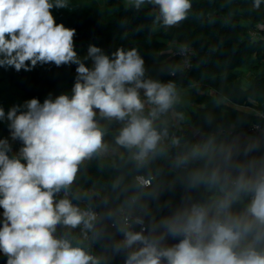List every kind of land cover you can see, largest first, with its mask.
<instances>
[{"label": "clouds", "instance_id": "clouds-1", "mask_svg": "<svg viewBox=\"0 0 264 264\" xmlns=\"http://www.w3.org/2000/svg\"><path fill=\"white\" fill-rule=\"evenodd\" d=\"M146 5L153 23L164 28L179 25L192 8L191 0H127L136 11ZM68 7V0H0V67L19 72L38 64L76 65L70 95L49 94L42 104L32 98L7 113L0 107L11 142L21 145L13 153L10 140L0 138V253L6 264H98L84 247L56 235L58 225L92 231L96 215L55 197L67 192L84 160L106 149L100 119L122 124L115 143L141 168L167 136L156 121L179 102L173 81L146 76L136 48L108 54L90 44L86 54L78 53L76 29L56 23L52 13ZM255 151L210 139L180 157V166L199 162L187 172L185 190L204 188L209 195L183 196L139 231L133 224L143 225L142 219H125L116 245L127 251L124 264H264V156ZM138 181L150 186L149 179Z\"/></svg>", "mask_w": 264, "mask_h": 264}, {"label": "trees", "instance_id": "trees-1", "mask_svg": "<svg viewBox=\"0 0 264 264\" xmlns=\"http://www.w3.org/2000/svg\"><path fill=\"white\" fill-rule=\"evenodd\" d=\"M191 3L187 18L171 28L154 24L152 17L147 15L150 10L147 5L136 11L118 3L119 10L107 20L67 8L52 10L56 23L76 29L74 41L84 49L94 44L110 54L119 38L131 35L144 46L139 53L145 61L147 77L173 81L179 89L193 85L202 93L197 97V107L189 114L190 125L201 139L197 140L192 131H179L169 112L156 121L159 130H167L160 145L162 150L144 167L137 168L128 150L115 143L122 124L108 121L109 128L104 130L106 149L117 148L122 156L101 162L98 153L94 154L80 164L67 192L56 195V200L67 197L81 209L96 214L92 231L82 226L73 229L58 225L56 235L80 239L98 264L125 262L127 251L116 247L123 239L122 232L110 227V223L118 219L119 209H131L147 220L140 209L143 202L157 208L162 216L168 212L169 205L177 204L185 195L196 199L209 195L204 188L187 192L184 187L187 172L199 162L186 166L177 163L195 145L214 139L217 145L237 150L252 147L256 149L252 155L264 156L263 135L245 137L239 133L253 123L259 124L264 131V0L259 9L253 7L254 0H191ZM243 20L249 25L258 21L263 24L262 29L256 30L257 38L249 37ZM160 41L192 47L191 67L180 68L179 59L166 53ZM252 62L260 69L256 68L254 78L244 87L238 70ZM75 68L76 65L38 64L31 71L21 69L17 72L11 67H0V80H7L10 86L31 98L42 99L58 92L70 93ZM207 90L213 93L206 94ZM141 96L143 98V93ZM105 121L99 120L101 127ZM220 128L235 129V134H219ZM8 135L10 137L9 130ZM137 174L152 177L150 186L141 188L134 180ZM98 188L103 189L94 193ZM2 213L0 208V222ZM6 260L7 257L0 253V264H6Z\"/></svg>", "mask_w": 264, "mask_h": 264}, {"label": "rangeland", "instance_id": "rangeland-1", "mask_svg": "<svg viewBox=\"0 0 264 264\" xmlns=\"http://www.w3.org/2000/svg\"><path fill=\"white\" fill-rule=\"evenodd\" d=\"M68 2H69V7L67 9L71 11L79 12L81 14L91 15L100 18L102 20L110 19L116 14V12L119 10L118 3L122 4L124 7H130L127 6V0H68ZM242 23L245 26V30L247 31L250 38L252 37L257 38L258 36L256 30L260 29L259 26L263 27V24L260 21L253 23V25H249V22L246 20H243ZM160 43L161 45L166 47V53L168 52L172 54L175 52V49H173L174 45H170L165 41H160ZM75 46H76V51L78 53H80L81 55L86 54L87 51L86 49H84L77 43H75ZM118 47H123L125 49L136 48L139 52L144 50V46H142L139 41L132 38L131 35H125L119 38L115 43L114 50ZM88 64L91 65V61H89ZM257 67H259V65L257 66L256 63L252 62L249 64L242 65L241 68L238 70V76L241 79L244 87L250 84V82L254 78L256 73L255 70ZM177 91L179 94V102L174 106L172 110H170L171 116L175 121L176 128L179 131H192L196 139H199L201 135L198 134L196 130H194L193 127L190 125L189 114L192 110H194L197 107L198 105L197 97L202 93H200L198 89L194 88L193 85L188 86L185 89H179L177 87ZM64 93L66 92H58L56 94H52L51 96L54 99L56 96ZM212 93H213L212 90H207L206 92V94H212ZM67 94L70 95L71 93L68 92ZM48 96L38 100L42 104ZM30 99L32 98L26 95L21 90H18L10 86L7 80L5 79L0 80V107L4 109L5 113H7V111L12 106L23 105L25 101ZM102 128L104 130L108 129L109 122L105 121ZM8 130H9L8 122L0 121V138H8L10 140V137L8 135ZM11 143H12L13 153H15L21 145L19 142H11ZM13 153H9V155H12ZM121 156H122L121 152L114 148L101 150L100 152H98V157L101 162H105L107 160ZM101 189L103 188H98L96 190H93V192L97 193ZM146 209H148V214L150 215L151 220L153 218L158 219L161 216L158 209L155 207L146 204ZM148 222L150 223L151 221L149 220ZM71 241L73 245L84 247L88 251V247L85 244H83L80 239L74 237L71 239Z\"/></svg>", "mask_w": 264, "mask_h": 264}, {"label": "built area", "instance_id": "built-area-1", "mask_svg": "<svg viewBox=\"0 0 264 264\" xmlns=\"http://www.w3.org/2000/svg\"><path fill=\"white\" fill-rule=\"evenodd\" d=\"M259 28L262 29V26H259ZM193 55H194L193 48L189 47V46H186V45H177V47L175 49V52L172 53V56L177 57L179 59L180 68H182V69H188L189 67H191V64H192L191 61H192ZM260 116H263V115L260 114ZM218 133L219 134L227 133L228 135H233V134H235V129L225 130L223 128H220ZM239 133L241 135L245 136V137L253 136V135H260V136L263 135L264 136V131L262 130V127L259 124H257V123L250 124L249 126L241 129ZM139 177H144V176L135 175L134 179L138 183V185L140 187H142L140 185L139 181H138ZM144 178H146V177H144ZM146 179H149L150 182L152 181V177H149V178H146ZM117 216H118V219L112 221L110 223V227L115 229L118 232H121L120 228L124 224L125 219H127V221L129 223H133L137 219H142L143 220V225L133 224V230H135V231H139L142 226L146 227L148 225L147 221L145 220V218H143L142 216L136 214L131 209H119V211L117 213Z\"/></svg>", "mask_w": 264, "mask_h": 264}, {"label": "crops", "instance_id": "crops-1", "mask_svg": "<svg viewBox=\"0 0 264 264\" xmlns=\"http://www.w3.org/2000/svg\"><path fill=\"white\" fill-rule=\"evenodd\" d=\"M168 44H170V45H174V48L173 49H176V47H177V45L176 44H174V43H168ZM241 68V67H240ZM197 132V131H196ZM198 133V132H197ZM199 134V133H198ZM202 138V136L199 138V139H201ZM199 139H197V140H199ZM112 149V148H111ZM114 149H116V150H118L117 148H114ZM144 203H146V202H143V204L141 205V212H142V214L147 218V220L149 221H151V218H150V215L148 214V209H146V204H148V203H146V204H144ZM149 205V204H148ZM150 206V205H149Z\"/></svg>", "mask_w": 264, "mask_h": 264}, {"label": "bare ground", "instance_id": "bare-ground-1", "mask_svg": "<svg viewBox=\"0 0 264 264\" xmlns=\"http://www.w3.org/2000/svg\"><path fill=\"white\" fill-rule=\"evenodd\" d=\"M137 175H139V174H137ZM135 180V179H134ZM138 184V183H137ZM142 188V187H141ZM144 188V187H143ZM139 215V214H138ZM141 216V215H140ZM144 218V217H143ZM146 220V219H145ZM147 221V220H146ZM147 224H148V222H147Z\"/></svg>", "mask_w": 264, "mask_h": 264}]
</instances>
